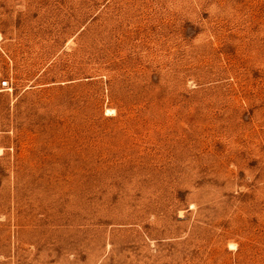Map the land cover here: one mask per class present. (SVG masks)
Returning <instances> with one entry per match:
<instances>
[{"label": "rangeland", "instance_id": "rangeland-1", "mask_svg": "<svg viewBox=\"0 0 264 264\" xmlns=\"http://www.w3.org/2000/svg\"><path fill=\"white\" fill-rule=\"evenodd\" d=\"M0 264H264V0H0Z\"/></svg>", "mask_w": 264, "mask_h": 264}, {"label": "built area", "instance_id": "built-area-1", "mask_svg": "<svg viewBox=\"0 0 264 264\" xmlns=\"http://www.w3.org/2000/svg\"><path fill=\"white\" fill-rule=\"evenodd\" d=\"M6 83L5 81H3V84Z\"/></svg>", "mask_w": 264, "mask_h": 264}]
</instances>
